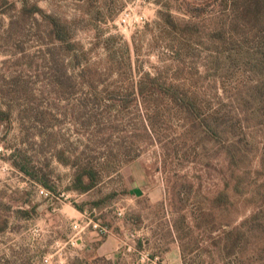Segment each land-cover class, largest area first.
<instances>
[{
  "label": "rangeland",
  "instance_id": "374dc122",
  "mask_svg": "<svg viewBox=\"0 0 264 264\" xmlns=\"http://www.w3.org/2000/svg\"><path fill=\"white\" fill-rule=\"evenodd\" d=\"M185 8L183 0H0V264H264V226L249 217L264 203V117L242 120L244 107L227 98L254 78L242 67L254 57L236 46L210 61L212 49L226 48L208 36L217 26H183ZM223 63L232 69H210ZM148 76L187 90L205 112L238 113L251 150L238 191L240 171L221 143L183 134L167 99L126 97ZM88 162L102 164L98 183L72 189ZM224 190L234 204L232 225L221 227L222 204L203 208ZM96 219L105 234L92 228Z\"/></svg>",
  "mask_w": 264,
  "mask_h": 264
},
{
  "label": "trees",
  "instance_id": "16d2710c",
  "mask_svg": "<svg viewBox=\"0 0 264 264\" xmlns=\"http://www.w3.org/2000/svg\"><path fill=\"white\" fill-rule=\"evenodd\" d=\"M183 4L186 7L185 11L191 17L190 20L183 23V26H195L198 20L215 23L217 26L209 30L208 36L218 38L219 42L223 43L226 48L221 53L217 48L212 49L211 56H209L211 57L210 61H217L219 56L223 57L225 51L230 54L236 46L241 51L253 55L254 58H250V62L248 59L244 61L242 67L244 71L254 75V78L248 79L246 82L236 83V87L232 88L227 98L230 103L240 102L238 105L244 107L242 120L244 116L255 114L264 117V0H183ZM51 21L58 39H63L60 34L59 23L54 18H51ZM226 35H228V39H233V43H228L225 38ZM252 59H254V62ZM210 69L214 70L215 73L224 74L232 67L228 63H223L221 66L213 64ZM138 95L143 101H147L148 97L152 95L170 101L176 114L183 122L184 132L182 133L191 134L194 141L199 142L198 145L210 142L221 143L225 148L230 166L240 171L233 179L235 181V191L239 190L237 186L244 183L245 177L250 175L248 164L251 150L248 144H244L240 140L241 128H239L236 121L241 119H239L237 112H234V110L232 112L222 111L221 109H211L205 112L196 103L194 96L188 93L187 90L173 84H166L159 81L157 77L152 76L140 80L136 87L126 94V97L135 98ZM3 113V111H0V114ZM259 125H261L264 132V124ZM97 165L101 166L102 164ZM97 165L93 162L79 165L73 176L72 189L86 192L93 188L99 181ZM254 174L258 176L259 171H255ZM254 179H256L255 176ZM44 185L46 186L45 183ZM207 203V208H203V212L212 213L217 204H222L224 215L223 220H220V226L232 225V221L228 217L230 216V206L234 203L227 196L226 190L221 191L217 198L208 199ZM77 209L79 208L77 207ZM31 211H34V208ZM24 214L29 215V212L24 211ZM249 217L251 220H256L254 225L257 228H262L264 226L262 223L264 222V203L255 204V208ZM6 223L7 220H3L2 226H5ZM230 232L231 230H228L223 233L225 235L223 246L225 249L228 248L230 243L229 235L226 234Z\"/></svg>",
  "mask_w": 264,
  "mask_h": 264
},
{
  "label": "built area",
  "instance_id": "2783aa9c",
  "mask_svg": "<svg viewBox=\"0 0 264 264\" xmlns=\"http://www.w3.org/2000/svg\"><path fill=\"white\" fill-rule=\"evenodd\" d=\"M40 192L43 193L44 189L40 188ZM90 221L92 223V225H91L92 228L97 232V234L102 235V234H105L107 232V227L100 224L97 219L96 220H90Z\"/></svg>",
  "mask_w": 264,
  "mask_h": 264
}]
</instances>
